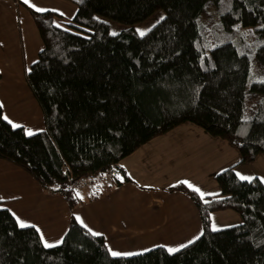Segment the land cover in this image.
Masks as SVG:
<instances>
[{
  "label": "trees",
  "instance_id": "16d2710c",
  "mask_svg": "<svg viewBox=\"0 0 264 264\" xmlns=\"http://www.w3.org/2000/svg\"><path fill=\"white\" fill-rule=\"evenodd\" d=\"M69 1L78 6L71 27L18 0L43 42L27 80L45 125L29 136L0 108V159L74 209L82 189L135 182L123 161L158 136L175 141L186 123L236 147L239 164L264 154V0ZM157 9L164 17L142 36L134 24ZM101 16L131 26L112 33ZM186 178L193 187L182 179L169 188L194 202L202 231L179 251L113 256L74 214L62 240L45 247L38 227H19L0 201V264H264V181L241 180L235 165L214 166L204 184ZM227 210L243 221L214 231L212 216Z\"/></svg>",
  "mask_w": 264,
  "mask_h": 264
},
{
  "label": "crops",
  "instance_id": "0c3cea01",
  "mask_svg": "<svg viewBox=\"0 0 264 264\" xmlns=\"http://www.w3.org/2000/svg\"><path fill=\"white\" fill-rule=\"evenodd\" d=\"M59 1L49 0V4L56 5ZM29 14L16 2L0 0V58L5 61L4 54L10 51L17 55L16 66L19 74L24 75L25 87L29 85L27 71L43 46ZM28 89L35 99L31 88ZM1 103L6 116V102ZM40 116L37 121L42 124V110ZM148 153L151 155V151L143 154L140 149L123 161L135 182L114 188L105 186L107 189L100 186L82 189V201L74 209L61 195L45 191L31 175L0 159V201L26 224L38 226L44 241L50 244L62 240L74 214L82 225L104 235L109 250L112 248L121 255L151 249L146 240L156 244L158 239L162 246L178 241L186 245L202 231L199 213L186 194L169 187L187 179L179 174L173 177L167 172L151 171L143 165L150 161ZM156 232L159 237L149 239Z\"/></svg>",
  "mask_w": 264,
  "mask_h": 264
},
{
  "label": "rangeland",
  "instance_id": "374dc122",
  "mask_svg": "<svg viewBox=\"0 0 264 264\" xmlns=\"http://www.w3.org/2000/svg\"><path fill=\"white\" fill-rule=\"evenodd\" d=\"M11 1L20 5L18 0ZM21 1L24 2V0ZM30 4H34L35 9H51L64 15L65 18L62 20L57 19L56 23L66 27H71L66 21L71 22L78 10V6L69 0H60L56 5H50L49 0H30ZM25 5L21 7L30 13ZM164 15L165 12L163 10L157 9L147 19L135 23L134 28L139 33H145L157 22H159ZM101 17L110 23L112 33H116L131 26L103 16ZM3 58L5 61L0 58V66L2 67V69L0 68V72L2 73V78L0 80V100H4L6 102L5 113L8 120H11L14 124L24 126L27 132L31 131L34 133L42 130L45 125L44 119L42 124L37 121L41 119L40 114L42 108L40 107L37 99H34L31 94H29V85L27 86L28 88L25 87V81L23 78L24 75L21 76L19 74V70L16 66V62L18 60L17 55L10 51L6 52ZM26 81L28 84L27 78ZM173 131V133L181 132V134L177 136V139L175 140L176 142L174 140H168L167 137L161 135L154 140L152 139L150 143L143 146L147 147L148 152L151 151L152 160L150 163H152V165L148 166L151 171L156 170L162 174L163 172H167L169 175L174 174L173 177L178 174L182 178H186L188 176H193L195 178L196 176L199 177L201 179L200 182L204 184L214 166H216V171L219 172L235 165V170L240 175L251 178L259 176L264 181V154H261L255 162L239 164L240 155L238 153L240 152L236 147L222 141L221 139L211 138L204 130L192 123L183 124ZM173 133L170 135H173ZM177 144L181 149L174 150V148L177 147ZM8 163L21 169L22 171H25L11 162ZM189 164H191V166ZM187 180L189 181V184L192 185V182L189 179ZM104 181L108 182V178L104 179ZM1 205L3 206V204ZM239 215L240 214L238 212H234L233 210L217 212L215 216H212L213 219L211 227L213 228L215 226L216 229H219L239 224L243 221L242 217ZM158 237L159 234L156 232L155 234L150 235L149 239ZM188 237L191 238V235H188ZM146 243H151L148 246L152 248L154 246H160L158 239H156V244L152 243L150 240H146ZM164 245L168 250L169 248L180 249L182 248L181 245L184 244L178 241L165 242ZM110 250L112 253V248H110ZM144 251L146 250L138 251L137 253Z\"/></svg>",
  "mask_w": 264,
  "mask_h": 264
},
{
  "label": "snow or ice",
  "instance_id": "6c2138e0",
  "mask_svg": "<svg viewBox=\"0 0 264 264\" xmlns=\"http://www.w3.org/2000/svg\"><path fill=\"white\" fill-rule=\"evenodd\" d=\"M24 3H25V4H29V5L32 6V7H35L34 4H30V0H24ZM36 11L41 12V11H45V9H42V8H36ZM140 34L143 36V35H144V32H141ZM261 82L264 83V80H262ZM2 107H3V105L0 104V108H2ZM4 119H5V120H8V117L5 116ZM8 122H9L10 124H12V126H13L14 128L20 127L19 124H14L11 120H8ZM32 134H33V133H32L31 131H28V132H27V135H29V136L32 135ZM237 175L239 176V178H240L241 180H248V181H250V180L252 179L251 177L243 176V175H240L239 173H237ZM181 183H186V184H188L187 181H181ZM188 186H189L190 188L193 187V185H191V184H188ZM194 190L197 191V192H200L201 197H203V196L205 195V193L201 192L200 189H198V188H194ZM0 199H2V198H0ZM77 219H79V218H77ZM17 222H18L19 227H21V228L29 227V226H31V227H35L34 225H28V224H26V223H25L24 221H22L19 217H17ZM81 222H82V221H81ZM213 230H214V231L217 230V229L215 228V226L213 227ZM37 231H40V230L37 228ZM90 231H91V230H90ZM92 234H93V235H101L100 233H96V232H93ZM198 238H199V237H197V239H198ZM41 239H42V241L44 240L43 235H41ZM191 242H192V241H189V243H191ZM44 246H45V247H54L55 245H54V244H50V243H48L47 241H44ZM185 246H186V245H181V247H185ZM168 251H169L170 253H172V252L179 251V249H178V248H169ZM112 255H113V256H118V255H121V253L113 251V252H112ZM126 255H130V254H126Z\"/></svg>",
  "mask_w": 264,
  "mask_h": 264
}]
</instances>
